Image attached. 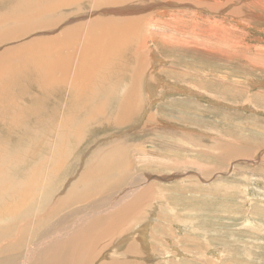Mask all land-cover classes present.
Here are the masks:
<instances>
[{"label": "rangeland", "instance_id": "374dc122", "mask_svg": "<svg viewBox=\"0 0 264 264\" xmlns=\"http://www.w3.org/2000/svg\"><path fill=\"white\" fill-rule=\"evenodd\" d=\"M81 5L86 7L87 1L74 3L73 10H65L66 17H62L65 21L51 30L33 34L56 36L64 31L63 28L86 21L91 13L93 17L108 16L104 12L110 7L94 10L83 7L74 13ZM149 6L155 8L153 12L148 11L154 20L151 23L148 17L151 26L144 30V77L134 72L136 56L128 52L120 62L108 63L104 70L106 76L100 75L112 84L110 88L116 94L112 95L108 88L106 91L112 94L108 98L97 94L92 105L98 106L101 101L107 110L110 106L107 112L110 111L111 123L97 119L96 124L92 123L95 120L92 124L76 123L80 116L76 109L78 99L72 88L66 86L52 91L59 98L45 101L44 109L42 104L37 108L59 114L72 103L73 138L66 136L69 134L66 131L62 132V138H53L58 132L49 128V138L43 132L48 138L45 142L42 141L45 137L37 134V131L42 134L38 130L40 123L34 124L37 121L33 118L28 120H32L30 124L35 128L26 123L17 128L21 130L17 132L8 127L7 118L0 117V129L1 125L4 128L0 137L13 140L11 145L15 148L17 138L30 128L28 135L32 138L24 148L16 149L15 156L20 164L11 175L14 176L12 181L18 179V182L25 180L24 176L33 175L26 169V157L28 168H38L39 177L30 185L33 186L34 181L39 184L34 188L25 215L31 218L43 213L39 229L54 226L58 216H66L55 234L61 236L64 233L59 232L64 230L71 237L73 234L69 231L75 233L89 223L115 217L120 209L134 204L133 211L127 210L128 215H133L127 220L129 226L114 221L102 233L115 237L108 242V249L102 240L99 241L97 248L105 251H101L96 264L109 259L129 264L135 261L132 258L146 256L145 252L148 260H136L135 264H264V0H157ZM157 11L165 15L160 16ZM176 18L187 21L177 24ZM72 34L73 39L68 38L65 43L74 47L78 43L77 33ZM101 35L96 29L91 33L98 45H103L104 39L113 34L103 38ZM132 37L131 34L126 44L134 43L132 49H137ZM20 43L23 41L0 45V52ZM139 43L141 46L143 40ZM101 64L97 72L101 71ZM134 74L141 77L140 83H132ZM98 80L97 77L93 83ZM134 88L140 91V102L134 105L138 114L126 123L121 117L123 113L114 110L118 111L120 97L125 91L133 93ZM29 89L30 92L21 97L22 101L18 100L20 106L33 105L29 104L28 96L34 91L32 87ZM38 99L42 103L43 99ZM107 99L112 103L107 105ZM123 108L121 110H125ZM116 118L123 125L117 126ZM77 126L84 132L80 133L81 137L74 134ZM41 128L40 131L44 129ZM36 145L39 146L37 150ZM99 146H108L107 151L93 157L91 154L98 152ZM43 183L50 190L46 194L36 193V188L40 190ZM48 192L52 193L51 198H46ZM67 194L72 196L71 206L52 208L51 199ZM72 210L73 214L68 215ZM93 227L94 224L90 228ZM143 228L147 230L145 240L140 238L139 229ZM31 230L30 227L25 236L30 235ZM54 237L47 233L37 250ZM127 250L134 252L131 259ZM119 254H127L129 262ZM68 255L60 256L68 259ZM73 255L79 258L78 250L73 251Z\"/></svg>", "mask_w": 264, "mask_h": 264}, {"label": "bare ground", "instance_id": "6f19581e", "mask_svg": "<svg viewBox=\"0 0 264 264\" xmlns=\"http://www.w3.org/2000/svg\"><path fill=\"white\" fill-rule=\"evenodd\" d=\"M85 1H87L86 7H84V5H81L80 7H76L74 13H77L81 8L83 9V7L85 8L84 10H94L100 7H110L104 12L108 14V16L93 17L92 16L93 13H91L90 15H88V17L90 18H88L86 21L80 22L76 25L73 24L71 27L63 28L64 31L60 34H56V36L54 35V36L46 37L43 36L42 34L41 35L33 34L34 32L51 30L57 23L59 25L60 23L65 21L62 19V17H66L65 10L67 11L73 10L74 3H85ZM156 1L157 0H93V1L90 0H0V45L17 40L23 41V43H20L14 46L13 48H8L0 52V115H1L0 117L7 118V122H8L7 125L9 128L13 130L14 129L17 130V128H19L23 124L26 123L30 124L32 120H28V119L33 118V120L37 121V122H33L34 124L40 123L38 124L40 129H42L41 127L44 128L41 131L40 129H38L39 132H42V134H39L37 131V134L41 136V138L44 136L43 132L45 136L49 138L48 136L49 134H47L49 128H55L56 131L58 132L53 138L59 139L60 136H64L62 135L63 131H66L65 133H69V134H65L66 136L68 135L73 138L72 130L74 129L71 130L74 119L72 103L66 106L64 110H61L59 114L53 113L52 111H49V109H46L47 112H44L43 110L41 109L39 110L37 108L42 104L41 108L44 109L43 104L45 103V101H48L49 99H53V98L54 99L59 98L60 96L53 94L52 91L59 89L60 86H66L68 88H72L73 95H75L78 99L76 103L77 107L76 106L75 107L77 109V114H80V116L79 118H77L76 123L80 122L83 124L84 123L88 124V122L91 123V121L95 119L102 121L103 123L104 122L111 123L112 120L110 118L111 114L110 115L108 114L110 111L107 112L110 106L108 107L107 110L106 106L104 108L103 105L100 104L101 101L98 102L99 103L98 106L92 105V102H96L97 94L103 95L104 97L108 98L113 93V88L112 87L110 88L112 84L110 83L111 85H109L108 83L109 81H106L105 80L106 78L103 79L102 77L106 76L107 72H105L104 70L106 69L108 63L110 62L112 63L113 61H115L116 63L117 61L120 60V58H123L125 56L124 53L128 52L136 56L135 61H133L134 72L138 71L143 76L142 67H145L143 65L145 51L143 49L145 48V42H146V39H144L146 37L145 36L146 33H144V30L145 27L151 26V24H148L147 18L150 17L151 23L154 20L152 14H150L149 12H153V9L155 7H151L149 5L151 3H155ZM158 15L160 16L165 15V12L160 11ZM172 17H174V15ZM176 20H177L176 22L177 24H179L181 21L183 22L187 21L178 18H176ZM199 22L200 21H198V23ZM191 23L189 22V24ZM95 29L102 34L101 35L102 38L105 37L106 34L112 33L113 35L111 37H107L106 40L104 39L103 45H98L99 42L98 44L97 42H94L96 38L91 37V33L95 31ZM72 33H77V36H75V38L78 40V43H76L74 47L73 45L66 44L67 42L65 43V41H67L68 38L70 40L73 39ZM32 34L33 36L31 38L25 39L26 37ZM131 34L133 36L132 38H134L133 40H136L133 42H135V46L137 49H132V47L134 46V43L132 41L131 42L133 43L132 44L133 46L129 44L131 48L128 44H126V42L129 41L127 40V38ZM148 36L150 37V35ZM97 37H99V34L97 35ZM141 39L143 40V43L140 46L139 42L141 41ZM100 64H101V71L97 72V66H99ZM118 67L121 68L119 65ZM122 67H124L123 64ZM15 73L21 75L22 77L19 78V75H16L17 77L14 76ZM100 75L103 76L100 77ZM112 76L114 77V75ZM134 76L135 74L132 76L133 78H131L132 83L135 84L140 83L141 82V79H139L140 76L139 77L136 76L134 77ZM97 77L99 78V80L96 82V84H94L93 82ZM112 82L114 83L113 79ZM142 84L143 83H141V85ZM31 87L32 90L34 91L33 93H35V94L32 93V95L34 96L32 98L35 100L34 103L32 102V98H30L32 95L28 96V98L31 101V102L29 101L30 102L29 104L30 105L33 104V105H31L30 107H26V105L22 104L20 106L18 100L22 101V98L25 97L23 96L24 93L26 92L29 93L30 91H28V89ZM147 87H149V82ZM108 88L111 89L110 91L112 93L110 91H106ZM139 93L140 91L138 90V88H134L133 93H130V90H127L121 97L120 95H117V97L118 96L120 97L118 103V107L119 106L120 107L118 108V111L114 107L115 108L114 111L118 112L119 114L123 113L122 116L121 115L120 116L124 120H127L126 123L129 122L134 115L138 114V110L134 108V105L138 104L137 101L140 102ZM115 94L113 93L112 95ZM38 98L43 99L42 103H40L41 101H39ZM98 98L100 99L102 97L99 96ZM109 102L112 103V101H108L107 105L110 104ZM112 105L114 104H111V106ZM121 106L124 107L125 110H121L122 109ZM83 114H86L87 116ZM36 118H38L39 121ZM97 120H95V122L92 123L93 124L98 123ZM115 121L116 124H119L117 126L123 125L120 124L122 122L121 120H118L116 118ZM46 123H48V125ZM2 126L3 125H1V129H0L1 133L2 130H4ZM78 126H77L78 130L76 129L74 134L81 137L80 133L83 134L84 132L82 131L80 132L81 129ZM5 128H7V126ZM7 129H5L4 133L8 135ZM29 129L30 128L26 129L25 133L22 132L24 133L23 135L21 132H19L22 135V137L18 135L19 137L15 141V144H18L16 148L14 147V144L11 145L13 140L12 141L7 140L6 136H4L5 137L4 139H1L0 137V166L4 165L0 167V180H2L0 182V220H1L0 221V264H15L16 261L19 259L20 260L18 261V264H96L95 261H97L100 258L99 256H101L100 255L101 251L103 250L105 251V249L103 248H97V245H99V241L102 240L103 246L105 247V245H107L106 246L107 248L109 245L108 242L111 240V238L115 237V235L109 236L106 233L104 234L102 233L105 230H107L109 225H111L112 222L114 221H118L119 224H124L125 226H129L130 221L127 220L129 219V216H133V215H128L127 213L129 211H133L131 209H134L135 205L134 204L131 206L128 205L130 208L124 207L125 210L120 209L119 213L116 212L117 215L115 217L110 216L109 218H103L97 221L98 223L101 222L98 225L96 224L97 222L94 221L92 223V221L90 220L92 225L94 224L93 228H90L92 227V225L89 223L90 221L86 222V224L87 223L89 224H87L85 227H80L77 232L73 233V230L69 231L70 233L73 234V236L71 237H69V233L68 232L66 233V231L64 230L62 232L61 231L59 232V233H64L61 236L56 235L58 233L57 232L59 226L58 224L64 222L66 218V216L63 215L57 217L54 226L48 225L47 228L39 229L42 228V227L38 228V224L39 221L44 217L43 213L42 214L37 213L33 215L31 218H28L27 215H25L26 213L25 209L28 207V203L32 200V196H34L33 195L34 188L39 184L38 181H34L32 184L34 187L30 185L31 181L39 177L38 168L36 166L28 168L27 164L29 163V161L28 158L26 157V162H27L26 169L31 170V173L33 175L24 176L26 179L19 182L18 179L12 181L11 178V177L14 178V176L11 175H13V171L16 170L17 166L20 164V160H18L17 157L15 156L16 151L18 152V150L16 149L22 148L23 146L25 147V143H28L32 138L31 135H28L31 134L28 132ZM18 131L21 130H17V132ZM34 135L32 136L34 137ZM50 135L53 136L52 132ZM46 137L44 140L42 138V141L47 142L46 140L48 138L46 139ZM42 141L40 143L38 142L41 145V147L44 145ZM37 145L35 148L36 150L39 149V146ZM107 147L99 146L97 149L98 152H93L91 155L93 157H99L101 155H104L105 152L107 151L106 150ZM19 170L21 169H18V171ZM71 174L72 173H70V175ZM15 178H17V176ZM82 180L85 181V179ZM13 185L14 188H12ZM47 190L50 189L48 188L46 183H43L41 184L40 190L36 188V193L40 191L41 193L46 194ZM97 191L98 190H96V192ZM48 194L46 195V198H51L52 193L49 195ZM56 194L58 193L56 192ZM69 194L71 193L69 192ZM71 199L72 196L68 194L65 195V197L63 198L51 199V203L53 202L52 208H56V207L60 208V206L63 205L67 207L71 206L73 203V202L71 203ZM50 210L51 213L52 211L54 212L53 209ZM51 213L49 214L50 216ZM71 214H73V210L72 212H69L68 215ZM125 214L127 215L125 218H123ZM29 226L32 228L31 233L30 235L25 236L26 231L30 228ZM71 227H73V225H71ZM10 228H12V230ZM139 230L141 232L140 238L144 237V235H147L146 229L143 228ZM47 233H50V235L56 236L57 238L54 237V238H50L49 240H46L44 242V247H41L40 249L37 250V246L39 242L41 241L42 238L46 236ZM75 250H78L79 258H76V256L73 255V251ZM133 250L136 252L135 249ZM128 251L129 250H127V253ZM129 253H130V255L128 254L129 257L131 255H134V252L129 251ZM61 254H69L68 255L69 258L61 259L60 256ZM138 255L139 254L137 253V256ZM142 255H139L140 258H134V259L131 256L130 259L132 258V260L135 261L148 260L147 258L148 254L146 252H145L146 256L143 257ZM119 256L123 257L124 261L125 260L128 261L127 254L125 255L119 254ZM104 261L105 259L103 260V262ZM135 261L134 262L128 261V262L129 264H135ZM102 264H128V263H126V261L121 263L120 261L109 259L107 262Z\"/></svg>", "mask_w": 264, "mask_h": 264}, {"label": "crops", "instance_id": "0c3cea01", "mask_svg": "<svg viewBox=\"0 0 264 264\" xmlns=\"http://www.w3.org/2000/svg\"><path fill=\"white\" fill-rule=\"evenodd\" d=\"M143 239L145 240L146 239V236L144 235ZM157 255V254H156Z\"/></svg>", "mask_w": 264, "mask_h": 264}]
</instances>
